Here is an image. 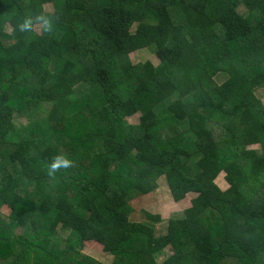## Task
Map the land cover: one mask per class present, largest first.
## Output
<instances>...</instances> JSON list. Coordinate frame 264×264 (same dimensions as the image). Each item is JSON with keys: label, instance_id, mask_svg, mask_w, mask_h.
I'll return each mask as SVG.
<instances>
[{"label": "trees", "instance_id": "16d2710c", "mask_svg": "<svg viewBox=\"0 0 264 264\" xmlns=\"http://www.w3.org/2000/svg\"><path fill=\"white\" fill-rule=\"evenodd\" d=\"M263 88L264 0H0V264H264Z\"/></svg>", "mask_w": 264, "mask_h": 264}, {"label": "rangeland", "instance_id": "374dc122", "mask_svg": "<svg viewBox=\"0 0 264 264\" xmlns=\"http://www.w3.org/2000/svg\"><path fill=\"white\" fill-rule=\"evenodd\" d=\"M49 8H50L49 5H45L46 11L49 10ZM3 28L6 32L10 31V26L7 22L4 24ZM34 29L36 30V32H40V25H35ZM129 58L132 63L144 62L148 60L151 63H153V65H157L159 62L156 56L147 50L135 51L133 53H130ZM221 79H222L221 77H217V80L215 81L218 83ZM256 94L264 103V97H263L264 88L257 90ZM21 116H25V123L29 124L31 123V121L32 122L35 121L37 117V113L33 109H27L23 113V115H19V117ZM127 121L128 123L136 124L138 122V115H134L130 118H127ZM248 148L259 149V146L254 145ZM223 176L224 174L221 172L215 179L216 184L222 190L227 188V184L224 181ZM156 183L157 185L151 193L144 195L141 198L133 199V201H131L130 205L132 207V210L130 212L129 219L130 221H133V222H143V221H146L145 213L159 215L161 221L154 224V228H155V234L161 235L165 232L166 220L169 217V215L172 212H177V211L179 212L182 209L188 207L189 199L195 196V194L193 195V193H190L186 195L185 199L183 200L173 201V199L169 196L164 177L162 176L159 177L156 180ZM2 213L6 214V212L3 210H2ZM69 235L70 234H67L66 236H69ZM63 238L64 236L61 235V238H59V240L57 241V244L59 243L60 245ZM81 252L85 255H89L97 259L101 264H110L112 261V256L107 253H104L102 250V247L98 243L93 242V241L85 242ZM164 254L166 256L168 254V250H166ZM162 257L164 256L160 255V257H158V261L162 260Z\"/></svg>", "mask_w": 264, "mask_h": 264}, {"label": "clouds", "instance_id": "9594fccd", "mask_svg": "<svg viewBox=\"0 0 264 264\" xmlns=\"http://www.w3.org/2000/svg\"><path fill=\"white\" fill-rule=\"evenodd\" d=\"M45 23H46V21H45ZM21 27H22V28H27V27H28V22L26 21ZM64 164H65V166H66V165H67V161H65ZM52 167L55 168L56 165L53 164Z\"/></svg>", "mask_w": 264, "mask_h": 264}, {"label": "crops", "instance_id": "0c3cea01", "mask_svg": "<svg viewBox=\"0 0 264 264\" xmlns=\"http://www.w3.org/2000/svg\"><path fill=\"white\" fill-rule=\"evenodd\" d=\"M188 203H189V201H188ZM2 210H3V209H2ZM2 210H1V211H2ZM3 211H5V212H6V210H5V209H4Z\"/></svg>", "mask_w": 264, "mask_h": 264}]
</instances>
